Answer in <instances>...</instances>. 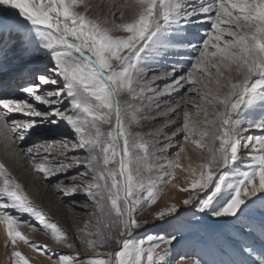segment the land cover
<instances>
[{"label": "snow or ice", "instance_id": "6c2138e0", "mask_svg": "<svg viewBox=\"0 0 264 264\" xmlns=\"http://www.w3.org/2000/svg\"><path fill=\"white\" fill-rule=\"evenodd\" d=\"M95 7L92 0H0V69L47 61L19 88L23 97L0 85V140L42 179L56 178L63 196L83 195L72 203L88 217L69 236L0 162V225L11 264H30L17 241L51 264H264V0H123L109 12L110 27L89 16ZM185 54L188 69L178 62L153 67ZM188 103L203 119H192ZM145 121L163 122L147 133L133 131ZM51 126L71 136L31 142ZM177 137L201 157L189 163L190 182L179 189L188 193L183 204L192 206V227L210 215L229 237L205 241L203 255L194 257L171 258L176 234L132 238L147 226L139 217L162 189L179 187L173 183L179 161L157 155ZM69 146L77 154L67 155ZM177 212L173 204L153 219ZM17 214L34 217L69 251L49 255L47 245L30 244L18 229L36 225ZM75 241L92 255L82 258Z\"/></svg>", "mask_w": 264, "mask_h": 264}, {"label": "bare ground", "instance_id": "6f19581e", "mask_svg": "<svg viewBox=\"0 0 264 264\" xmlns=\"http://www.w3.org/2000/svg\"><path fill=\"white\" fill-rule=\"evenodd\" d=\"M92 3L96 7L95 10L91 12L94 13L98 12L99 11V10L97 11L98 4H95L94 0H92ZM111 9L112 7H110L109 5V7L105 12L107 19L110 23L112 22L113 19V16L109 14ZM116 12L117 11L115 10V14ZM124 16L127 19V17L130 16V13L126 12L124 13ZM33 64L36 63L28 64L27 62L22 61L17 66H10L7 69H0V76L1 75L9 76V78L24 77L29 71L28 67ZM13 81L14 80H11V82ZM17 81L18 80H16L14 84ZM194 110L195 109H193V111ZM192 119L194 121H197L203 119V117L202 116L198 117L195 115L192 117ZM150 123H151L149 128L150 130H154L155 128L160 127L157 126V124H155L154 121ZM55 131H57L58 133L57 134L58 136L54 138V140L56 141H60L65 134L71 136V133L67 132L66 129H60V130L55 129ZM248 134L249 133H243L242 135L246 136ZM38 139H41V137L39 136L32 137V141ZM151 139L152 137H149V140ZM4 143L5 142L3 140H0V157L2 158L1 159L2 163L4 162L6 164L8 163L7 165L9 166L8 168L10 169V171L12 170L11 173L18 182L19 180H22L21 185L23 186L25 193L29 196L32 203L38 209L42 210L45 213L48 220L57 223L59 227H61L64 231H66L69 234V236L74 238L76 229L84 227L83 226L84 224H80V220L84 219L86 221L88 217L83 214L84 209L82 205L74 204L72 203V201L73 200L83 201L85 197L83 195L63 196V194L61 192H58L57 189L51 190L50 184L56 183V178L44 180L41 178V174L37 175V178L39 176L38 179L35 178L36 175L33 176L29 172L30 170L29 171L24 170L25 167L24 169H22L23 166L21 165L25 164V162L21 164V162L23 161L21 159L22 157L21 154L14 157L13 155H11V147H9V145L6 146ZM156 147L160 148L163 147V145L157 144ZM66 151H67V155L73 156L77 154L78 150L73 149L69 146V148ZM182 154H183L182 158L179 159V164L181 165V167L175 169L176 179L173 181V183L178 185L179 187H173L172 184H168L162 189V194L157 200V203L152 207L147 208L146 210L147 213L143 217H139L140 219L148 220L147 226L145 228L136 230L132 238L139 239L140 237L149 233L154 235L176 234L180 238V241L182 242L184 241L188 242V241H192V239H197L200 241L201 246L203 245L202 243L212 238H218L220 243H226L227 240L229 239L226 230L217 228V226L213 222V218L210 215L205 217L203 220H199L198 227L195 228L192 227V222L194 220V217L192 216V213L189 211V209L192 208V206H185L183 204V200L187 198L188 193L181 192L179 189L188 186V183L190 182L189 175L185 171V169L188 168L189 163L195 166L201 162V157L199 154V150L195 149L194 146L192 147L191 150L189 148L188 149L184 148V152H182ZM157 155L160 156L161 159L163 160L164 158L163 152H157ZM245 163H246V159H241L240 161L237 162V164L234 167H236L238 170H243ZM48 181L50 182L48 183ZM64 183L67 184L70 183V181H64ZM77 183H79V181H77ZM173 204H175L178 208V212L176 214H173L172 216H166L162 221L153 219V214L156 211L167 209ZM87 211L90 212L91 208H89ZM17 215L20 220L28 221L36 225L35 231H33L31 228L25 225H21V227L18 229L19 231L22 232L23 235L26 236L30 244L47 245L49 249V253H48L49 255H51L53 251L62 252V253H67L69 251L68 249L61 248L60 246H58L50 238L49 235H45L42 227L39 225V223L35 220L34 217H31L28 214H17ZM201 215L202 214L197 213V219ZM169 221H171V223ZM207 232H210V234L209 233L207 234ZM75 242L77 243L78 251L82 258H86L92 255L90 252H86L84 248L79 245L78 241ZM17 248L23 254L29 257L30 264H51V261L47 259L46 256L40 255L39 252H33L32 248L25 246L22 241H17ZM99 251L101 253H104L109 251V249L104 248V249H100ZM11 252H12V248L6 246L5 228L3 225H0V264H11Z\"/></svg>", "mask_w": 264, "mask_h": 264}, {"label": "rangeland", "instance_id": "374dc122", "mask_svg": "<svg viewBox=\"0 0 264 264\" xmlns=\"http://www.w3.org/2000/svg\"><path fill=\"white\" fill-rule=\"evenodd\" d=\"M94 1H95V4H98L97 11L98 10L99 11L96 12V13L90 11L89 12L90 13L89 16H91V17H93L95 19H98L104 26L110 27L111 26V23L108 21L105 12H106L107 8L109 7V5H110V7L113 8V5L121 4V3H123V0H94ZM115 10L117 11L115 15L118 17L119 16L120 9L119 8H116ZM126 12L127 11H125V13ZM105 21H107L108 23L105 24ZM116 22L119 23L120 21L117 19ZM201 27L206 28L207 25L205 24V25H202ZM45 61L46 60H43L40 63H36V64H33V65L29 66L28 67L29 68V71L27 72V74L24 77H21V78H9V76H3V75H1L0 76V85H3L5 83L9 84L10 87H11V89L14 90V94L18 98L23 97L24 94L19 91V88L22 87L24 84H27V83L31 82L30 76H31V72L32 71H34V70H43L44 66L47 64V61L46 62ZM176 62H178L179 65L182 66L183 68L188 69L189 64L191 63V59H190V57L187 54L184 55L183 58H180L178 56H171V57H169L166 60H161L158 63H155L153 65V67L155 69L163 70L165 68L170 67L172 63H176ZM149 76H150V73H149ZM11 80H14V81L11 82ZM16 80H18V81L14 84V82ZM176 95L179 96L180 93H177ZM186 96H187L188 99L195 100L196 102H199V100H198V98H197V96H196L195 93H187ZM165 99H167V97H165ZM181 103H184V101H181ZM186 106L189 109V111L192 112V114H194V115H192V117L195 116V112H194L195 110L193 111L194 108L192 107V104L191 103H188ZM162 122L163 121L154 122V123L157 124V126H160V124ZM150 125H151L150 122L145 121L143 128H135L134 127L133 128V131H140V132L147 133V132L150 131V129H149L150 128ZM55 129H56V127H54V126L48 127L46 131L40 132L37 136L41 137L42 140L43 139L54 140V138L56 136H58L57 135L58 133H57V131H55ZM146 138L149 139V137H146ZM41 139H38V140H41ZM38 140H34V141H38ZM34 141H31V142H34ZM9 147H11V146L9 145ZM179 147H183V148H187V149L189 148L191 150L193 146L190 145V144L184 143V141L182 139H180V137H177L176 138V141L172 145H170L169 148L165 152H163V155H164L163 160H173V161L178 160L179 161V159L182 158V156H183L182 152H178V148ZM21 156H22L21 159L23 160L21 162V164H23V162H25V164H26V165L25 164L21 165V166H23L22 169H24V167H25L24 170H28V171L30 170L29 172L33 176L36 175L35 178H37L38 173L34 172L33 169H31V162L26 157H24L22 154H21ZM1 159L2 158L0 157V161H1ZM5 160H6V158H5ZM5 165H6L7 168L9 167V166H7L8 163L7 164L5 163ZM38 178H39V176H38ZM21 181L22 180H19V183L20 184H22ZM49 182L50 181H48V183ZM54 184L55 183L50 184V189L51 190H53V189L56 190V188L54 187ZM35 190H37V189H35ZM146 210H147V208L145 209L143 215L140 216V217H143L147 213ZM84 221H85L84 219H81L80 220V224H83ZM208 233L210 234V232H207V234ZM192 238H194V237H192ZM185 254L188 255L189 257H194L196 254L203 255L202 246H201L200 241L197 240V239H192V241H188V242H186V241H184V242L180 241V243H178V244L175 245V250L173 251V253H171V258H174V257H176L178 255H185Z\"/></svg>", "mask_w": 264, "mask_h": 264}]
</instances>
